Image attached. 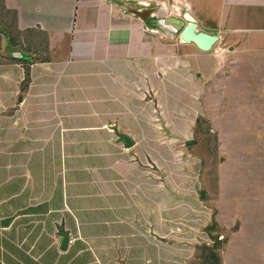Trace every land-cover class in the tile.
<instances>
[{
    "label": "crops",
    "instance_id": "obj_1",
    "mask_svg": "<svg viewBox=\"0 0 264 264\" xmlns=\"http://www.w3.org/2000/svg\"><path fill=\"white\" fill-rule=\"evenodd\" d=\"M166 1L219 36L211 50L160 41L110 0H4L21 36L1 39L0 264L193 263L172 197L190 177L160 170L159 134L177 129L174 114L195 122L212 78L264 66V0Z\"/></svg>",
    "mask_w": 264,
    "mask_h": 264
},
{
    "label": "rangeland",
    "instance_id": "obj_2",
    "mask_svg": "<svg viewBox=\"0 0 264 264\" xmlns=\"http://www.w3.org/2000/svg\"><path fill=\"white\" fill-rule=\"evenodd\" d=\"M243 64L248 67H236L234 76L254 78H212L213 91L202 87L195 122L190 117L184 128L174 114L177 129L173 124L159 134L160 170L190 177L175 180L172 197L180 204L175 217L182 233H193L192 240L180 241V247L191 246L192 264H215L208 259L211 249L216 263L264 264V66ZM163 102L173 112L181 108ZM156 166L148 158L146 168Z\"/></svg>",
    "mask_w": 264,
    "mask_h": 264
},
{
    "label": "water",
    "instance_id": "obj_3",
    "mask_svg": "<svg viewBox=\"0 0 264 264\" xmlns=\"http://www.w3.org/2000/svg\"><path fill=\"white\" fill-rule=\"evenodd\" d=\"M110 3L123 15L138 20L143 29L154 34L160 41H176L178 44H192L202 52H208L218 42L219 36L208 32L201 26L198 17L183 2H176V14L171 13L166 0H110ZM10 57L28 60L21 51H12ZM125 147L132 145V140L121 136ZM59 249L65 250L69 241L67 233L59 232Z\"/></svg>",
    "mask_w": 264,
    "mask_h": 264
},
{
    "label": "trees",
    "instance_id": "obj_4",
    "mask_svg": "<svg viewBox=\"0 0 264 264\" xmlns=\"http://www.w3.org/2000/svg\"><path fill=\"white\" fill-rule=\"evenodd\" d=\"M19 34L20 33L15 29V13L13 11L7 10L4 7V0H0V51H1V39L4 38V40H7L8 46L12 48V47H15L17 45L16 40L21 36ZM23 50L26 53H28L29 55H32L31 52H29L30 50H29L28 46L24 47ZM43 50L46 52V48ZM35 54H36V52H35ZM1 58L2 57L0 55V61H1ZM6 58L8 60H13V59H10L9 57H6ZM199 121L200 120L198 118L197 122L195 124V128H196V125L199 123ZM191 143L193 144L194 142H191ZM210 252L211 253H210V256L208 259H211L212 261H214L215 264H219L218 260L216 263V254L213 252L212 249L210 250ZM210 263H212V262H210ZM210 263H208V264H210Z\"/></svg>",
    "mask_w": 264,
    "mask_h": 264
}]
</instances>
